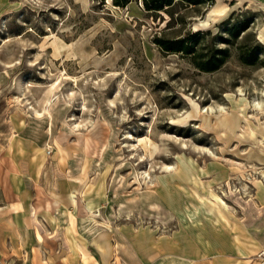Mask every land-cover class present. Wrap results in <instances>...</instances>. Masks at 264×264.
I'll list each match as a JSON object with an SVG mask.
<instances>
[{
  "label": "rangeland",
  "instance_id": "374dc122",
  "mask_svg": "<svg viewBox=\"0 0 264 264\" xmlns=\"http://www.w3.org/2000/svg\"><path fill=\"white\" fill-rule=\"evenodd\" d=\"M179 11L186 23L167 27L168 14L155 19L139 0H0V141L16 135L51 160L37 194L73 186L88 195V213L74 215L80 243L42 249L44 257L257 264L264 0ZM242 23L249 27L230 37L227 28ZM189 30H210L202 45H229L228 60L206 71L153 42Z\"/></svg>",
  "mask_w": 264,
  "mask_h": 264
},
{
  "label": "crops",
  "instance_id": "0c3cea01",
  "mask_svg": "<svg viewBox=\"0 0 264 264\" xmlns=\"http://www.w3.org/2000/svg\"><path fill=\"white\" fill-rule=\"evenodd\" d=\"M41 152L16 135L10 144L0 141V264H71L70 253L61 259L41 251L72 249L81 241L74 215L79 209L88 213V195L73 186L52 190L53 196L37 194L41 170L52 163Z\"/></svg>",
  "mask_w": 264,
  "mask_h": 264
},
{
  "label": "trees",
  "instance_id": "16d2710c",
  "mask_svg": "<svg viewBox=\"0 0 264 264\" xmlns=\"http://www.w3.org/2000/svg\"><path fill=\"white\" fill-rule=\"evenodd\" d=\"M105 2V0H101ZM133 0H111L117 7H126ZM205 1L213 2L214 0H139L142 8L147 14L153 18L162 17V14H168L169 20L167 27L173 23H186V13H181V8L188 9L189 6L195 7L202 5ZM249 25L242 23L241 25L232 24L227 28L230 37L237 38L242 31L247 29ZM210 30H189L183 35L168 37L164 34L157 33L153 42L163 51L168 53H177L188 57L195 66L202 70L212 71L220 68L230 57V46H206L202 45L201 40ZM222 42L229 44L231 39L229 36L221 34L219 36ZM255 54V53H254ZM241 60L246 63H252L253 59L244 57L241 54Z\"/></svg>",
  "mask_w": 264,
  "mask_h": 264
},
{
  "label": "built area",
  "instance_id": "2783aa9c",
  "mask_svg": "<svg viewBox=\"0 0 264 264\" xmlns=\"http://www.w3.org/2000/svg\"><path fill=\"white\" fill-rule=\"evenodd\" d=\"M257 264H264V249L256 254Z\"/></svg>",
  "mask_w": 264,
  "mask_h": 264
}]
</instances>
